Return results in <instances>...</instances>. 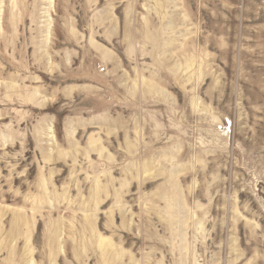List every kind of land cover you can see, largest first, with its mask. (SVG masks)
Wrapping results in <instances>:
<instances>
[{
  "label": "rangeland",
  "instance_id": "374dc122",
  "mask_svg": "<svg viewBox=\"0 0 264 264\" xmlns=\"http://www.w3.org/2000/svg\"><path fill=\"white\" fill-rule=\"evenodd\" d=\"M0 264H264V0H0Z\"/></svg>",
  "mask_w": 264,
  "mask_h": 264
}]
</instances>
